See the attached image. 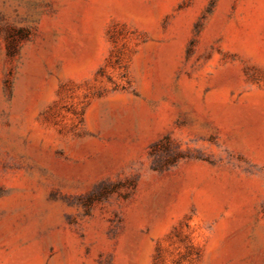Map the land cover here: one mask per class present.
<instances>
[{
  "label": "rangeland",
  "instance_id": "obj_1",
  "mask_svg": "<svg viewBox=\"0 0 264 264\" xmlns=\"http://www.w3.org/2000/svg\"><path fill=\"white\" fill-rule=\"evenodd\" d=\"M0 264H264V0H0Z\"/></svg>",
  "mask_w": 264,
  "mask_h": 264
}]
</instances>
